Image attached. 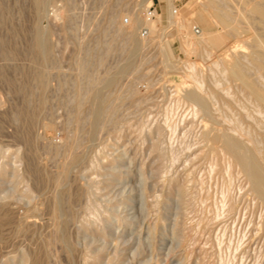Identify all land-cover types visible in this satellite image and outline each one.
Segmentation results:
<instances>
[{"label": "rangeland", "instance_id": "1", "mask_svg": "<svg viewBox=\"0 0 264 264\" xmlns=\"http://www.w3.org/2000/svg\"><path fill=\"white\" fill-rule=\"evenodd\" d=\"M47 1L37 10L35 0H0V48L4 49H0V72L6 74L0 73V264H264L262 204L221 148L203 142L201 115H194L191 103L180 97L187 86H193L186 72L187 64L193 63L194 75L203 81V93L213 98L216 119L221 115L218 122L231 128L238 125L237 118L242 131L248 128L264 153V111L241 83L227 77L221 66L211 67L213 55L208 56L210 50L204 44L193 40L186 53L174 24L166 21L165 0H148L149 6L147 0ZM212 1L217 0H174L175 11L191 23L188 36L202 34L197 18L211 12ZM252 1L218 0L216 4L240 19L241 33L231 41L235 39L237 52L244 55L253 51V38L264 39V24L241 16ZM149 8L157 12L155 17L147 15ZM132 15L140 20L138 27L131 24ZM195 27L199 33L193 32ZM219 28L212 29L223 31ZM131 30L138 43L145 45L132 58L126 42ZM36 31L50 51L48 63L42 65L32 60ZM143 31L148 33L145 38ZM164 47L171 52L168 66L172 70L162 64ZM75 59L90 63L82 78L76 74ZM36 64L44 67L45 85L37 84L29 72ZM126 64L128 72L121 74ZM246 65L249 75L256 74L252 65ZM109 76L110 86L97 87L99 96L111 101L113 111L104 116L108 122L96 129L98 133L101 127L100 133L93 132L95 137L85 117L86 109L91 114L92 101L86 94L85 104L77 111V85L85 89L90 80ZM23 111L32 114L31 121ZM76 112L81 115L78 128L73 127ZM71 131L78 134L79 158L70 166L63 188L54 179L65 162L62 146ZM57 145L61 151L52 150ZM47 146L52 148L47 151ZM54 198L63 203L62 215L55 213ZM60 234L65 240L58 239ZM95 254L99 259H93Z\"/></svg>", "mask_w": 264, "mask_h": 264}, {"label": "bare ground", "instance_id": "2", "mask_svg": "<svg viewBox=\"0 0 264 264\" xmlns=\"http://www.w3.org/2000/svg\"><path fill=\"white\" fill-rule=\"evenodd\" d=\"M3 1V0H2ZM218 1V0H217ZM217 1H212V2H209L210 4V10L211 12L203 15L201 14L200 16H198V22L200 23L201 25V28H203V32L202 34L198 37V38H194V37H191V36H188V34L186 33L188 28L190 27V22L185 18V17H181L179 14V12L175 11V8H174V0H165V10H166V21L168 24H174V29H175V32L178 34V36L184 41V44H182V48H184L188 54V50L190 49L191 45H193V43H197L199 45H205L209 48L210 50V55L208 54L209 52H207L208 56L211 57L213 55V59H212V63H211V67H214L217 69V67L221 66L223 69V73L229 77L230 79L234 80V81H239L243 87V89L250 95V97H252L257 105L260 107V109H262L264 111V84H262L264 82V39H255L253 38L255 41L252 45V49L253 51L251 53H246L248 55H244V54H239L237 52V48H238V44H237V48H236V43L234 41L232 42L231 38H236L240 35L241 33V30H240V27H239V24H238V21H240V19L237 20L236 17L232 16L234 14L233 11H232V15L226 10V9H221L220 7L218 8L217 7ZM6 2V0H5ZM46 2H48L47 0H35V6H36V9L37 10H41L40 8L43 9V7H45V5L47 4ZM149 1L147 0V3ZM229 2V1H228ZM231 2V0H230ZM246 3V2H245ZM72 4V2H71ZM228 4V3H227ZM243 4V2H242ZM10 5V4H9ZM136 5V4H135ZM150 5V2L148 3V6ZM222 5V4H220ZM226 5V3H225ZM224 5V6H225ZM72 6V5H71ZM247 6V5H246ZM246 6H245V9H246ZM207 7V6H206ZM222 7V6H221ZM240 7V6H239ZM238 7V8H239ZM248 7V6H247ZM241 9V8H240ZM244 9V8H243ZM1 10V9H0ZM242 10V9H241ZM231 11V10H230ZM235 12V11H234ZM244 13L241 14L242 17H244L246 20H258L260 21L261 23L264 24V2L261 1V0H253L251 4H249V7L242 11ZM237 13V11H236ZM150 17H155L156 14L155 13H148ZM4 15V14H3ZM237 16V15H236ZM240 17V15H239ZM157 18H160V15L157 16ZM112 19V18H111ZM130 20V19H129ZM243 20V19H242ZM131 21H132V25L134 24V27H136L138 24H140V20H138V17H135L134 15L131 16ZM148 20H146V27L145 28H149V24L147 22ZM165 21V20H164ZM144 22V21H143ZM241 22V21H240ZM2 23V22H1ZM198 23V24H199ZM246 23V22H245ZM252 24V23H251ZM144 25V26H145ZM215 25H219L220 26V30H221V27H222V30L223 31H214L212 28L215 26ZM11 26V25H10ZM141 26V25H140ZM241 26V25H240ZM133 27V28H134ZM138 27V26H137ZM122 29V26L120 25L119 28L117 29V33H120V30ZM218 29V28H217ZM255 29V28H253ZM257 29V28H256ZM255 29V30H256ZM259 29V28H258ZM12 30V29H11ZM247 30V28H246ZM137 31V30H136ZM254 32V31H253ZM35 35H33V41L32 42V59L35 63L41 61V65H42V62L46 64V62L48 61L49 59V48H48V45L46 44V42L44 41V38H42L40 36V32L39 31H36L34 33ZM137 34V33H136ZM44 35V34H43ZM127 38H126V42H128L127 44H129V53H130V56L131 58L137 54L136 52L141 51L139 48H140V45L142 47L145 46L144 44H139L138 43V40H136V37H135V34H134V31H128V33L126 34ZM142 37V36H141ZM258 37V36H257ZM32 38V37H31ZM244 38V37H243ZM259 38V37H258ZM143 38H141L142 40ZM144 40V39H143ZM195 40V42L193 41ZM30 42V43H31ZM141 42V41H139ZM145 41H143L144 43ZM243 42V41H242ZM1 43V42H0ZM238 43V42H237ZM4 44V43H3ZM14 44V43H13ZM50 44V43H49ZM249 44V43H248ZM29 45V44H28ZM80 45V44H79ZM160 45V44H159ZM81 46V45H80ZM111 46V45H110ZM109 46V47H110ZM7 47V46H6ZM206 47V48H207ZM244 47V46H243ZM250 47V46H249ZM5 48V46H4ZM114 48V47H113ZM162 48V47H161ZM0 49H3L0 48ZM7 49V48H6ZM29 49V48H28ZM109 49V48H108ZM144 49V48H143ZM4 50V49H3ZM14 50V49H13ZM123 50V49H122ZM196 50V49H195ZM194 50V51H195ZM212 50V52H211ZM251 50V48H250ZM6 51V50H5ZM85 51V50H84ZM111 51V50H110ZM144 51V50H143ZM160 51V50H159ZM191 51H192V48H191ZM243 51V50H241ZM31 52H28L31 54ZM80 52V51H79ZM163 54V59H161L163 61L162 64H165L166 66L170 65L168 63V61H170V55H171V52L170 50H168L166 47H164L161 51ZM160 52V53H161ZM190 52V50H189ZM244 52V51H243ZM249 52V51H248ZM3 53V52H2ZM107 53V52H106ZM6 54V53H5ZM20 54V53H19ZM22 54V53H21ZM79 54V53H78ZM7 55V54H6ZM90 55V54H89ZM139 55V54H138ZM137 55V56H138ZM161 55V56H162ZM206 55V54H205ZM2 56V55H1ZM30 56V57H31ZM140 56V55H139ZM172 56V55H171ZM3 57V56H2ZM10 57V55L8 56V58ZM85 57V56H84ZM207 57V56H206ZM208 57V59H209ZM6 58V60L8 59ZM139 58V57H138ZM146 58V57H145ZM162 58V57H161ZM77 59V58H76ZM75 59V68H76V74L78 75V78H82V75H86L88 72V68L90 67V63H88L87 61H84L82 59H78L76 60ZM100 59V57H99ZM98 59V60H99ZM128 59V58H127ZM130 59V57H129ZM144 59V58H143ZM173 59V58H172ZM51 60V58H50ZM89 60V58H88ZM135 61V60H134ZM137 63H139L140 61L137 59ZM32 62V61H31ZM52 62V60H51ZM161 62V61H160ZM1 63H3L1 61ZM6 63V62H5ZM14 63V62H13ZM48 63V62H47ZM53 63V62H52ZM52 63H51V66H52ZM102 63V59L99 60V64ZM171 63V61H170ZM173 63V62H172ZM246 63H248V65L250 64V67L251 65L253 66L254 71L256 70V74L254 73V75H249V72H248V67L246 65ZM40 64H36L37 66L35 68H33L31 71H29L30 73H32V78L35 79L36 83L37 84H40V85H43L45 82H44V79H46V72L44 70V67H42ZM130 64V63H128ZM128 64H126L124 67H122L119 72L122 74L124 73V71L126 69H128ZM133 64V63H132ZM187 64V63H186ZM11 65V63H10ZM94 65V64H93ZM97 65V66H98ZM134 65V64H133ZM178 65V64H176ZM176 65H173L172 66H176ZM9 66V65H8ZM132 66V65H131ZM137 66V65H136ZM164 66V65H163ZM13 67V65H12ZM10 67V68H12ZM34 67V66H33ZM49 67V66H48ZM165 67V66H164ZM7 68V67H6ZM32 68V67H31ZM30 68V69H31ZM57 68V66L55 67ZM132 68V67H131ZM167 68H170V66H168ZM179 68V66L177 67ZM175 68V69H177ZM187 68L188 70L186 72H190L189 75H187V77L189 79H191L190 81L193 82V86L190 88L189 86L188 89H186V84L185 86L183 87H180V88H183V89H186L184 90V93L182 96L180 97H185L188 102L191 103V105L194 107V109L192 110H195V114L197 117H198V114L201 115L202 119L201 121H204V132H203V139L204 140L203 142H205L206 144H211V145H217L219 147V149L221 148V150L229 157V159L232 160V162L238 166L240 168V170L242 171L243 175L246 177L245 179H247V182L249 184V188L252 190V192L255 194L256 198L260 201V203L262 204L263 206V209H264V153L262 152V150L259 148L258 145H261L260 143L258 144L256 142V140L254 141L250 136H249V133H248V128L246 130V133H244V129L243 127H241V125H239V122H237V118H235L233 121L238 123V125H233L232 123V127L230 128H227V127H223V125L220 124V122H218L217 119L220 118L221 115L218 116V118L216 119V116L215 114L213 113L212 111V103H213V98L211 96H207L203 93V90H202V83L203 81H200V79L198 80L197 77L194 75L193 72H195V68H196V65L193 64V63H189L187 64ZM45 69H47L45 67ZM171 69V68H170ZM175 69H173L175 71ZM3 70V68L1 69ZM172 70V69H171ZM170 70V71H171ZM195 70V71H194ZM203 70V69H202ZM200 70V71H202ZM212 70V69H211ZM218 70V69H217ZM215 70V71H217ZM4 71V70H3ZM22 71V70H21ZM127 71V70H126ZM181 71V70H180ZM199 71V70H198ZM207 71V70H206ZM221 71V70H220ZM7 72V71H6ZM18 72V71H17ZM55 72V71H54ZM90 72V70H89ZM128 72V71H127ZM209 72L213 75L214 73H212V71L209 70ZM219 72V71H217ZM2 75L3 73L5 74V72H0ZM28 73V72H27ZM199 73V72H198ZM197 73V74H198ZM203 73V72H202ZM13 74V73H11ZM48 74V73H47ZM206 74V73H205ZM220 73H218L219 75ZM251 74H252V70H251ZM6 75V74H5ZM50 75V74H49ZM90 75V74H89ZM109 75V74H108ZM113 75V74H111ZM117 75V74H116ZM211 75L212 79H213V76ZM222 75V74H220ZM224 75V77H225ZM31 76V75H30ZM66 76V75H65ZM200 76V75H199ZM205 76V75H204ZM3 77V76H2ZM84 77V76H83ZM215 77V76H214ZM223 77V76H222ZM64 78V76L62 77ZM92 78V77H91ZM94 78V77H93ZM34 79H32L34 81ZM83 79H87V78H83ZM205 79V78H204ZM208 79V78H207ZM224 79V78H223ZM127 80V79H126ZM133 80V79H132ZM216 80H218L216 78ZM220 80V79H219ZM28 81V80H27ZM25 81V82H27ZM31 81V80H29ZM89 82V80H87ZM87 81L85 83H87ZM116 81V80H115ZM214 82V80H212ZM262 81V82H261ZM83 82V81H82ZM97 82V83H96ZM206 82V81H205ZM216 82V81H215ZM226 82V81H225ZM71 83V82H70ZM75 83V82H74ZM78 83V82H77ZM84 83V85H86ZM221 83V81H220ZM29 84V83H28ZM69 84V82H68ZM89 84V85H88ZM86 86H88V88H85L87 89L86 92L84 91L85 89H82L81 88V84L78 83L77 87L75 86V88H77V94H76V108H77V111H79V109H81V106H82V103H84V99H85V96L86 94L87 95V99L91 100L92 102V108H91V114L90 116H88L86 114V110H85V117L88 118L89 117V123H90V127H88L91 132L93 133L94 131H96V129L99 127V126H102L104 125L105 123L108 122V119L104 116L107 115V114H110L112 113L113 111V108L111 106V104L109 102L111 101H106L105 99L101 98V95L99 96V91L100 89L97 87V84H101V87H106V86H110L112 84V78L109 76V77H104L102 79H99L98 81H94V80H90V83H88ZM153 84V83H152ZM151 84V85H152ZM217 84V82H216ZM215 84V85H216ZM45 85V84H44ZM165 85V84H164ZM215 87L214 84H211ZM217 85H220V84H217ZM223 85V84H222ZM31 86V84H30ZM74 86V84L72 85ZM181 86V85H180ZM224 86V85H223ZM25 87V86H24ZM178 87V86H176ZM30 88V87H29ZM72 88V87H71ZM162 88V87H161ZM190 88V89H189ZM213 88V87H212ZM217 89L215 90H219L221 92V90L218 88V86H216ZM224 88V87H223ZM28 89V88H26ZM45 89V88H44ZM107 89V88H106ZM234 89H236L234 87ZM17 90V89H16ZM23 90V89H22ZM159 90V89H158ZM167 90V89H166ZM240 90V88H239ZM30 91V90H29ZM134 91V90H133ZM175 91V90H174ZM180 90L178 89L177 92H179ZM182 91V89H181ZM224 91V90H223ZM27 92V91H26ZM25 92V93H26ZM73 92V91H72ZM76 92V90L74 91ZM85 92V93H84ZM131 92V91H129ZM226 92V90H225ZM19 93V92H18ZM38 93V92H37ZM101 93V91H100ZM215 93V92H214ZM224 93V92H223ZM229 93V92H228ZM231 93V92H230ZM241 93V92H239ZM21 94V93H20ZM28 94V93H26ZM31 94V93H30ZM130 94V93H129ZM128 94V95H129ZM182 94V93H181ZM216 94V93H215ZM218 94V93H217ZM226 94V93H225ZM225 94H222L223 96H225ZM241 95V94H240ZM31 96V95H29ZM29 96L27 98H29ZM105 96V94H104ZM118 96V95H117ZM230 96V95H229ZM232 96V95H231ZM113 97V96H112ZM249 97V96H248ZM247 97V98H248ZM109 99L108 100H112L110 99L111 97H108ZM119 98V97H118ZM122 98V97H120ZM130 98V97H128ZM70 99V98H69ZM72 99V98H71ZM126 99V98H125ZM177 99V98H176ZM184 99V98H183ZM227 99V98H226ZM244 99V98H243ZM74 100V99H73ZM24 101V100H23ZM26 101V100H25ZM29 101H30V98H29ZM87 101V100H86ZM117 101V100H115ZM119 101V100H118ZM140 101V100H139ZM186 101V100H185ZM232 101V99H231ZM36 102V101H35ZM38 102V101H37ZM75 102V101H73ZM89 102V101H88ZM137 102V101H136ZM135 102V103H136ZM223 102V101H222ZM254 102V103H255ZM25 103V102H24ZM27 103V102H26ZM30 103V102H29ZM68 103V102H67ZM89 103V104H91ZM189 103V104H190ZM255 103V104H256ZM40 104V103H38ZM44 104V103H43ZM71 104V103H70ZM85 104V103H84ZM121 104V102H120ZM25 105V104H23ZM22 105V106H23ZM27 105V104H26ZM30 105V104H29ZM42 105V104H40ZM75 105V103H74ZM138 105V103H137ZM20 106V104H19ZM70 106V105H69ZM118 106V104H117ZM225 107V105H223ZM222 106V107H223ZM25 107V106H24ZM22 107V109L24 108ZM72 107V106H71ZM122 107V106H121ZM136 107V106H135ZM215 107L217 108V105H215ZM256 107V106H255ZM73 108V107H72ZM137 108V107H136ZM226 108V107H225ZM228 108V107H227ZM258 109V107H256ZM32 109V107H31ZM67 109V107H66ZM112 109V110H111ZM119 109V108H118ZM118 109L116 108V110L118 111ZM215 109V108H214ZM44 110V109H43ZM72 110V109H70ZM74 110V109H73ZM221 110V109H220ZM220 110H215L216 111H220ZM239 110V109H238ZM28 111H31V110H28ZM236 111V110H235ZM20 112V111H19ZM25 115L29 121L32 120V114L30 115L28 112L26 111H23ZM22 112V113H23ZM73 112V111H72ZM88 112V111H87ZM241 112H242V109H241ZM245 112V111H243ZM253 112V111H252ZM259 112V109L258 111ZM31 113V112H30ZM77 114L74 115V118L76 123L75 124L76 126H73L70 122V124L73 126V127H77L79 126V123H81V115L80 113L76 112ZM84 113V112H83ZM82 113V114H83ZM115 113V112H114ZM114 113L112 115H114ZM219 113V112H218ZM223 113V112H222ZM246 113V112H245ZM248 113V112H247ZM255 113V112H254ZM262 113V112H261ZM260 113V114H261ZM237 114V113H236ZM258 114V113H257ZM22 114H20V117H21ZM70 115H71V112H70ZM111 115V116H112ZM259 115V114H258ZM19 116V115H18ZM195 116V117H196ZM247 117V114L245 115ZM244 116V117H245ZM260 116V115H259ZM15 117V115H14ZM72 118V115L70 116ZM263 117V116H262ZM16 118V117H15ZM26 118V119H27ZM66 118V116H65ZM69 118V117H68ZM67 118V120L69 121V119ZM83 118V116H82ZM199 118V117H198ZM227 118V117H226ZM239 119H240V116H239ZM242 119V117H241ZM248 119V117H247ZM17 120V119H16ZM23 120V119H22ZM71 120V119H70ZM111 120V119H110ZM117 120V118H116ZM119 120V119H118ZM226 120V119H224ZM228 120V119H227ZM259 120V119H258ZM256 120V121H258ZM28 121V120H27ZM84 121V120H83ZM86 121H88L86 119ZM200 121V119H199ZM229 121V120H228ZM250 121V120H249ZM251 121H253L251 119ZM261 121V120H260ZM263 121H264V118H263ZM115 122V121H114ZM223 122V121H222ZM225 122V121H224ZM223 122V123H224ZM230 122V121H229ZM229 122H225V123H228V126L230 125ZM29 123V122H28ZM86 123V122H85ZM88 123V124H89ZM111 123V121H110ZM201 123V122H200ZM211 123V124H210ZM256 123V122H255ZM259 122H257L258 124ZM262 123V122H261ZM113 124V123H112ZM115 124V123H114ZM203 124V123H202ZM210 124V125H209ZM235 124V123H234ZM264 124V123H263ZM47 125V124H45ZM82 125V124H81ZM243 125V124H242ZM250 125V124H249ZM44 126V125H43ZM68 126V125H67ZM65 126V127H67ZM86 126V125H85ZM107 126V125H106ZM110 126V125H109ZM108 126V127H109ZM203 126V125H202ZM258 126V125H257ZM262 126V125H261ZM45 127V126H44ZM48 127V126H47ZM246 127V126H245ZM248 127V126H247ZM72 128V127H71ZM84 128V126H83ZM82 128V129H83ZM87 128V129H88ZM250 128V127H249ZM252 128H254L252 126ZM258 128V127H257ZM76 129V128H75ZM74 129V130H75ZM81 129V130H82ZM86 129V128H85ZM106 129V128H105ZM243 129V131H242ZM251 129V128H250ZM264 129V128H263ZM70 130V129H69ZM68 130V131H69ZM73 130V131H74ZM259 130V129H258ZM73 131L70 132V135L68 136L67 134H65L68 138H67V141L65 143H63V146L62 148H64L65 150V162L63 160V165H62V169H61V173L58 177H56V183L57 184H61L63 182V180L65 179L66 175H67V172L70 168V166L74 163L77 162L78 160V153H79V150L77 151L78 147H79V138H78V134L75 132V133H72ZM80 131V130H79ZM99 131L101 132V127L99 129ZM98 131V133H100ZM103 131V130H102ZM255 130H253L254 132ZM82 132V131H81ZM253 132H250L251 134ZM72 133V134H71ZM97 131H96V134H98ZM257 133V132H256ZM255 133V134H256ZM20 134V133H19ZM80 134V133H79ZM90 134V133H89ZM94 134V133H93ZM96 134H94V136L96 137ZM86 135V133H85ZM83 135V136H85ZM18 136V135H17ZM26 136V135H25ZM65 136V137H66ZM98 136V135H97ZM156 137V136H155ZM255 137V136H254ZM65 139V138H64ZM84 139V138H83ZM91 139V138H90ZM22 140V139H21ZM82 140V139H81ZM92 140V139H91ZM89 140V141H91ZM260 140V139H259ZM257 139V141H259ZM31 141V140H30ZM40 141V140H39ZM65 141V140H64ZM83 141V140H82ZM31 143V142H30ZM37 143V142H36ZM54 143V142H53ZM202 143V142H201ZM40 144V143H39ZM205 144V145H206ZM42 145V143H41ZM46 146V145H45ZM54 146V145H53ZM56 146V145H55ZM60 146V145H59ZM57 145V147H59ZM57 147H53L51 146L52 150L55 149V151H58L60 150L61 151V146L59 147L60 149H58ZM208 147V146H207ZM49 146H47V151L50 150L51 148H49ZM82 148V147H80ZM210 148V147H209ZM214 148V147H213ZM206 148H202V150H204ZM216 149V148H215ZM51 150V151H52ZM81 150V149H80ZM201 150V149H200ZM219 150V151H221ZM33 151V150H32ZM62 151V153H63ZM82 152V151H81ZM203 151H201L200 153H202ZM213 152V151H212ZM211 152V153H212ZM218 152V151H217ZM36 153V152H35ZM55 153V152H54ZM199 154V152H197ZM210 153V154H211ZM58 154V153H57ZM203 154V153H202ZM59 155V154H58ZM62 155V154H61ZM60 155V156H61ZM201 154H199L200 156ZM214 155V153H213ZM39 156V155H38ZM59 156V157H60ZM63 156V155H62ZM83 156V155H82ZM55 157V156H53ZM27 158V157H26ZM33 158V157H32ZM84 158V157H83ZM223 158V157H222ZM57 159V157H56ZM62 159V158H61ZM29 160V159H28ZM35 161V160H34ZM57 161V160H56ZM31 162V161H30ZM62 162V161H61ZM222 162V161H221ZM62 164V163H60ZM61 166V165H60ZM61 168V167H60ZM33 169V168H32ZM59 169V168H58ZM71 169V168H70ZM60 171V170H58ZM70 173V172H69ZM31 174V173H30ZM34 174V173H33ZM48 176V175H47ZM243 177V176H242ZM68 178V177H67ZM34 179V178H33ZM53 180V179H52ZM53 180V181H54ZM67 180V179H66ZM65 182V181H64ZM67 182V181H66ZM36 183V181L34 182ZM67 185V184H65ZM57 186V185H56ZM63 184H61L60 187H62ZM59 187V185H58ZM59 187V188H60ZM64 188V186H63ZM248 188V187H247ZM57 187H56V192H57ZM80 190V189H79ZM55 191V190H54ZM59 191V190H58ZM66 191V189H65ZM62 193V192H61ZM83 193V192H82ZM58 193H56L57 195ZM51 195V194H50ZM55 195V194H54ZM55 195V196H56ZM64 195V194H63ZM62 195V196H63ZM66 195V194H65ZM53 196V197H55ZM58 196V195H57ZM56 196V197H57ZM77 196V195H76ZM59 197V196H58ZM83 197V196H82ZM65 198V197H64ZM63 198V199H64ZM254 198V197H253ZM62 199V197H61ZM61 199L60 198H54V201H55V213H60L62 212V205L63 203H61ZM66 199V198H65ZM64 199V200H65ZM64 200H62L64 202ZM53 202V201H52ZM51 203V202H50ZM54 205V204H53ZM64 207V206H63ZM67 209V208H65ZM53 212V211H52ZM68 214V213H67ZM53 215V214H52ZM62 215V214H61ZM70 215V214H69ZM54 217V216H53ZM52 218V216H51ZM60 219V218H59ZM57 221V220H56ZM61 221V220H60ZM56 223V222H54ZM67 223V222H66ZM59 224V223H58ZM64 224V223H63ZM52 225V224H51ZM55 225V224H54ZM61 225V223H60ZM64 226V225H63ZM55 227V226H53ZM63 227H60L59 229H62ZM59 229H58V233L59 232ZM63 230V229H62ZM259 230V229H258ZM55 231V230H54ZM53 231V232H54ZM63 232V231H62ZM57 233V234H58ZM64 234V232H63ZM65 235V234H64ZM64 235L62 236L60 234L61 237H58V239H62V240H65V237ZM56 239V237H55ZM55 240L53 239V242ZM58 241V240H57ZM54 245H56L54 243ZM64 246V245H63ZM68 248V247H67ZM67 253V252H66ZM54 258V257H53ZM94 260H97L99 259V254H95L94 257H93ZM88 259H86L85 261H87ZM50 262V261H49ZM55 262V261H54ZM57 262V261H56ZM52 264V263H51Z\"/></svg>", "mask_w": 264, "mask_h": 264}, {"label": "built area", "instance_id": "3", "mask_svg": "<svg viewBox=\"0 0 264 264\" xmlns=\"http://www.w3.org/2000/svg\"><path fill=\"white\" fill-rule=\"evenodd\" d=\"M147 13H150V14H151V13H155V14H157V12H156L155 10H151V8H149V9L147 10ZM147 15H149V14H147ZM128 22H129V20H125V21H124V23H126V24H127ZM193 32H194V33H199L198 28H196V27L193 28ZM141 36L144 37V38L147 37V36H148L147 31H143V32H141Z\"/></svg>", "mask_w": 264, "mask_h": 264}]
</instances>
